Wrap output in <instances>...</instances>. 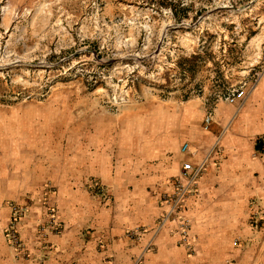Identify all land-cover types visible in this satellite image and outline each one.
Instances as JSON below:
<instances>
[{
    "label": "rangeland",
    "instance_id": "obj_1",
    "mask_svg": "<svg viewBox=\"0 0 264 264\" xmlns=\"http://www.w3.org/2000/svg\"><path fill=\"white\" fill-rule=\"evenodd\" d=\"M261 68L264 0H0V264H148L154 244H134L155 227L172 234V217L133 225L120 204L130 191L93 177L76 187L84 153L116 150L123 129L178 136L186 110L191 133L210 130ZM154 196L142 191L136 216L155 215ZM187 223V243L181 223L174 235L192 255Z\"/></svg>",
    "mask_w": 264,
    "mask_h": 264
},
{
    "label": "crops",
    "instance_id": "obj_2",
    "mask_svg": "<svg viewBox=\"0 0 264 264\" xmlns=\"http://www.w3.org/2000/svg\"><path fill=\"white\" fill-rule=\"evenodd\" d=\"M190 114L188 110L183 113L178 136L171 125L153 127L155 136L151 134L153 137L145 141L127 129L119 131L113 141L107 142H113L112 148L116 150L110 151L107 145V154L84 153L85 159L80 162L84 167L75 171L74 183L80 187L93 177L109 188L130 191L122 195L120 204L123 203L125 213L126 206L133 207L131 223L153 224L169 208L158 205L160 191L173 193L177 180L184 183L179 171L187 155L181 152V144L188 142L200 147L193 162H198L215 145L178 215L191 223L190 233L194 241L197 238L195 254H185L176 244L174 233L180 222L172 216L166 226L174 227L173 235L163 227L144 231L133 250L144 247L147 239L156 247L148 264H264V229L255 231L248 224L252 212L264 211V71L244 102L220 111L215 119L218 123L210 130L196 124L191 133ZM194 116L200 121L202 113ZM75 162H79L77 157ZM148 190L155 193L152 219L135 215L143 203L142 191ZM260 210L257 214L262 216ZM121 250L126 252L125 242Z\"/></svg>",
    "mask_w": 264,
    "mask_h": 264
},
{
    "label": "built area",
    "instance_id": "obj_3",
    "mask_svg": "<svg viewBox=\"0 0 264 264\" xmlns=\"http://www.w3.org/2000/svg\"><path fill=\"white\" fill-rule=\"evenodd\" d=\"M263 68H261L258 72H255L254 76V83L260 78V76L263 74ZM245 95V91L240 90L236 93L232 94V98H242ZM210 121V117H206L205 122L206 126H208ZM217 144V142L215 143ZM215 145L212 146L211 149H209L199 160L198 162H193V158L198 155V149L195 146H192L188 142H184L180 146L181 152L185 153L187 155V159L183 160L179 176L184 180L183 182H180L177 180L175 185V193L172 199L169 200V208L166 211L164 217L161 221L167 220L170 216L179 218V222L181 223L179 235L180 239L187 243L188 239V223L186 219H182L179 215V213L182 211L184 207V199L186 198L189 188L192 187L195 184L196 179L203 173L206 167V163L210 157V153L214 151ZM264 212V211H263ZM263 218V217H262Z\"/></svg>",
    "mask_w": 264,
    "mask_h": 264
}]
</instances>
